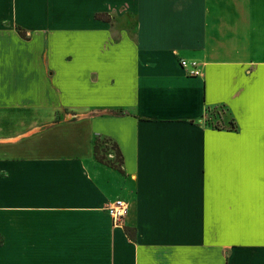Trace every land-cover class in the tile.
<instances>
[{
  "label": "crops",
  "instance_id": "1",
  "mask_svg": "<svg viewBox=\"0 0 264 264\" xmlns=\"http://www.w3.org/2000/svg\"><path fill=\"white\" fill-rule=\"evenodd\" d=\"M0 264H264V0H0Z\"/></svg>",
  "mask_w": 264,
  "mask_h": 264
},
{
  "label": "built area",
  "instance_id": "2",
  "mask_svg": "<svg viewBox=\"0 0 264 264\" xmlns=\"http://www.w3.org/2000/svg\"><path fill=\"white\" fill-rule=\"evenodd\" d=\"M180 64L182 66H186L187 63L185 60H180ZM192 66L195 67V63H192ZM192 74L198 73L197 69L191 70ZM107 211L112 219V225L115 227H120L123 224V221L127 215L128 212V204L127 202L117 199L113 201L108 207Z\"/></svg>",
  "mask_w": 264,
  "mask_h": 264
},
{
  "label": "rangeland",
  "instance_id": "3",
  "mask_svg": "<svg viewBox=\"0 0 264 264\" xmlns=\"http://www.w3.org/2000/svg\"><path fill=\"white\" fill-rule=\"evenodd\" d=\"M97 143L99 156H103L105 162H107L108 164L112 163L118 165L116 150L113 148L112 142L106 137H100L98 138Z\"/></svg>",
  "mask_w": 264,
  "mask_h": 264
},
{
  "label": "trees",
  "instance_id": "4",
  "mask_svg": "<svg viewBox=\"0 0 264 264\" xmlns=\"http://www.w3.org/2000/svg\"><path fill=\"white\" fill-rule=\"evenodd\" d=\"M107 139L110 140L109 138H107ZM97 141H98V138H96L94 140V156H95L96 160L98 162L103 163L105 165H108V166H110V167H112L114 169L120 170V166L122 164V158H121V154H120L116 144L112 140H110L112 142L113 148L116 150V156H117L118 165H115V164H112V163L108 164L107 162H105V159H104L103 156H99V154H98L99 149H98Z\"/></svg>",
  "mask_w": 264,
  "mask_h": 264
}]
</instances>
